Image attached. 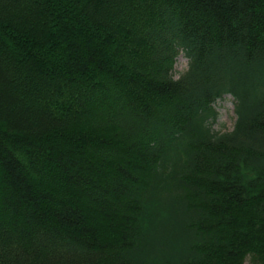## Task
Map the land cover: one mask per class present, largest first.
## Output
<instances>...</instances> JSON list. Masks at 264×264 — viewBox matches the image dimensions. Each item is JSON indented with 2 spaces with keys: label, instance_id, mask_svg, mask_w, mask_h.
Listing matches in <instances>:
<instances>
[{
  "label": "trees",
  "instance_id": "trees-1",
  "mask_svg": "<svg viewBox=\"0 0 264 264\" xmlns=\"http://www.w3.org/2000/svg\"><path fill=\"white\" fill-rule=\"evenodd\" d=\"M248 260L264 264V0H0V264Z\"/></svg>",
  "mask_w": 264,
  "mask_h": 264
},
{
  "label": "rangeland",
  "instance_id": "rangeland-1",
  "mask_svg": "<svg viewBox=\"0 0 264 264\" xmlns=\"http://www.w3.org/2000/svg\"><path fill=\"white\" fill-rule=\"evenodd\" d=\"M188 66V58L184 54L180 55L175 64V77L179 78L188 69ZM234 103V98L231 95H226L214 105L218 114L216 121L212 124L215 131L226 132L234 128L236 121ZM246 264H250L249 260Z\"/></svg>",
  "mask_w": 264,
  "mask_h": 264
}]
</instances>
